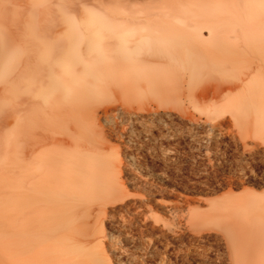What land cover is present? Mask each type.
I'll use <instances>...</instances> for the list:
<instances>
[{
	"label": "bare ground",
	"instance_id": "6f19581e",
	"mask_svg": "<svg viewBox=\"0 0 264 264\" xmlns=\"http://www.w3.org/2000/svg\"><path fill=\"white\" fill-rule=\"evenodd\" d=\"M108 1L103 42L80 39L68 27L70 44L62 50L58 40L46 43L62 33L60 26L44 30L41 21L45 34L18 52L12 43L18 25L0 30V73L12 69L6 61L14 52L25 63L0 82V126L11 123L9 110L25 111L17 119L13 156H0L10 173L9 190L0 194V211L10 216L7 227L0 225L9 240L8 251L0 249V264H151L155 253L145 252L134 234L125 238L132 252L123 248L115 260L103 256L101 227L119 207L160 225L166 236H178L181 225L202 232L215 216L196 215L158 190L169 175L132 153L142 138H171L172 130L162 124L171 112L196 119L205 149L239 137L244 149L264 158V0ZM16 5L23 10L18 13ZM36 9L26 0H0V27ZM47 46L51 56L39 51ZM33 65L39 69L25 75ZM24 80V99L7 110L3 95L20 92ZM150 115L152 127L143 122ZM153 127L160 128L158 136ZM7 139L0 134V141ZM121 148L136 173L157 183L134 180L129 189ZM239 169L249 171L243 163ZM246 192L216 205L227 255L214 257L215 264H264V214L252 215L254 228L247 221L254 209L264 211V197Z\"/></svg>",
	"mask_w": 264,
	"mask_h": 264
},
{
	"label": "rangeland",
	"instance_id": "374dc122",
	"mask_svg": "<svg viewBox=\"0 0 264 264\" xmlns=\"http://www.w3.org/2000/svg\"><path fill=\"white\" fill-rule=\"evenodd\" d=\"M56 1L57 4L55 3ZM26 2L37 8L35 12H32L25 19L18 18L15 23L8 22L0 27V30L8 31L9 29L14 30L18 25V40L12 41L18 52L26 51L25 49L28 48L32 42L38 41V37L41 36L39 32H42L41 29H43V23L45 22L44 30H46L45 27L48 25L60 26L62 33H60L57 38L53 36L46 38V43L52 45V43H49L51 40H58V42L60 41L62 44V50L68 49L70 44L65 37V28L68 27L75 29L80 39L88 36L91 41H104V38L100 40L99 37L105 34L108 0H26ZM21 5L20 7L16 5V9L14 8L18 13L23 10V5ZM38 10L41 12H38ZM39 13L40 16L47 20H39L42 18L38 16ZM44 15L46 17H44ZM38 17L39 19H37ZM38 22H41V24ZM39 25L42 27L41 29ZM42 33V35L45 34L44 31ZM10 40L7 41L9 42ZM0 46L3 47L1 41ZM39 51L42 55L46 56H51L54 53L48 46ZM11 56L12 57H9L6 62L9 66L11 65L10 67L12 69L3 71L1 72L2 74L0 73L1 83L7 82L13 75L19 74L16 67L25 65L22 57H17L15 52ZM38 67L39 66L36 65L26 66V69L24 68L25 70H23L26 75V72L39 69ZM25 81L26 80L22 81L23 83L20 85V92L12 89L3 95L6 108L7 106L16 104L18 100L22 101L21 99H24V91L26 88ZM7 110H9V108H7ZM9 112L12 114L11 123L8 126H0L1 136H6L8 138L7 142L0 141V156L6 157L7 161L8 158L13 156L11 146H13V139L16 135L15 129H17L18 126L20 127V125L17 124L18 120L24 119L25 114L24 110L18 113H13L10 110ZM171 113L172 114L168 115V117L162 115L164 117L162 124L164 125L166 123L165 126L172 130L171 133L173 137L171 136L169 140L166 139L163 141L142 138L138 140L136 143L137 145L132 148V153L134 151L133 154L137 157L138 161H143L142 163H147V165L157 169H163L169 175L170 181H165L163 184L164 186H161V188L157 187L158 190H161L165 195L168 193L170 199L181 201V204H184L185 207L189 208V211L196 215L201 216L207 214L206 216L208 218H211L212 215L215 217L208 220L207 225L202 227V232H198L195 228H187L181 225L178 229V231H181L177 232L178 236L176 235L177 237L175 236V238L171 234L167 236L164 235L160 228L161 226L154 225L151 220L145 222L133 209H130V211L125 207H119L115 211V214L109 217L101 227L103 232L105 231V241L103 245L105 246L106 253H103V256H110L112 260H115V256H117L116 252H123L124 249H131L125 238L126 236L134 234L135 236L141 237L140 242L145 247V252L155 253L152 259L149 258L150 263L195 264L196 260L206 259V264H215V260H213L215 259L214 257L220 258V256L227 255L225 237L223 236V224L219 223V219L223 215L220 214L221 211L216 205L223 203V201L228 199L231 195H241L247 190H249L247 191L248 193L257 195L256 198L258 199L264 197V158L260 157L257 153H250L248 149H244L239 137L235 139L231 136H227L223 139L224 141H221L222 143L219 142L220 145H213V147L211 146L212 148L205 149L204 143L201 141L202 130L200 128H195V126L197 127V125H195L196 119L192 116H187L175 111ZM146 117V120L143 122L152 127L150 120L154 116L150 115ZM23 122L24 120L22 123ZM136 128L139 129L140 127L137 126ZM152 132L155 136H158L160 128L153 127ZM260 151H264V145L260 148ZM124 152V148H121L120 158L123 160L122 178L129 189H132L129 183L132 184L134 180L140 185L144 184L147 186H152V182L157 183L150 175H143L140 174V172L136 173V171L131 168L130 162L126 158ZM242 163L244 167L247 166V169H249L246 173L240 172L241 170L239 168L242 166ZM5 164L9 166V162H0V194L7 193L9 190L10 173L3 168ZM130 177H132V179H130ZM241 181L243 182L242 185ZM176 184L185 185L188 190L182 192L180 191L181 189L176 188ZM177 193H184L185 196H178ZM261 195L262 197H258ZM119 212L122 213V215L118 214ZM201 212L205 213L202 214ZM253 214L263 215L264 211H256V209H254L248 214L250 215L247 219L248 224L254 228ZM209 215L211 216L209 217ZM249 219H251L252 222L249 221ZM3 223L4 226L7 227L10 223V216L8 212L4 213L0 211V225H3ZM7 240L8 237L6 234L0 235V249L4 248L8 251L9 240L8 242ZM130 251L132 252V250ZM222 264L228 263L223 261Z\"/></svg>",
	"mask_w": 264,
	"mask_h": 264
}]
</instances>
